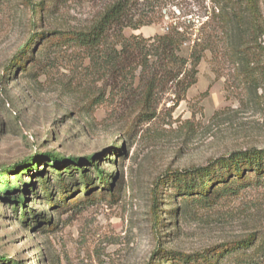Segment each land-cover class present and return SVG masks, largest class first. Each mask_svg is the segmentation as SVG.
I'll list each match as a JSON object with an SVG mask.
<instances>
[{
	"label": "rangeland",
	"instance_id": "1",
	"mask_svg": "<svg viewBox=\"0 0 264 264\" xmlns=\"http://www.w3.org/2000/svg\"><path fill=\"white\" fill-rule=\"evenodd\" d=\"M107 1L64 0L33 25L23 0H0V174L15 168L5 179L20 190L12 194L20 197L17 203L0 196V257L5 264H152L159 248L191 254L255 233L259 240L252 249L221 264L248 259L264 264V185L211 209L184 205L176 220L170 218L174 199H164L160 206L168 226L157 232L151 208L154 183L164 174L203 166L235 151L264 149V36L260 61L252 64L241 52L225 50L227 44L238 47L247 40L242 31L221 33L218 61L207 53L185 99L178 101L175 89L165 91L156 117L144 124L90 106L100 84L72 77L61 65L60 48L48 49L47 41L42 51L29 54L37 59L34 64L23 62L27 72L20 66L8 71L32 34L80 28ZM170 1L177 14L204 5V21L211 10L210 0ZM260 8L264 18V0ZM164 31L150 26L125 34L151 37ZM182 55H189L187 47ZM50 63L53 69L46 73ZM48 154L80 161L93 157L83 162V170L92 178L95 167L116 175L112 191L118 200L98 198L97 189L95 202L49 209L39 183L41 176L52 188L57 180ZM37 155L42 158L35 163ZM29 163L37 166L24 172ZM72 171L80 180L81 172ZM4 186L0 181V193ZM41 218L44 223L37 228L32 221Z\"/></svg>",
	"mask_w": 264,
	"mask_h": 264
},
{
	"label": "trees",
	"instance_id": "2",
	"mask_svg": "<svg viewBox=\"0 0 264 264\" xmlns=\"http://www.w3.org/2000/svg\"><path fill=\"white\" fill-rule=\"evenodd\" d=\"M53 2L54 6L46 0H23L33 25L42 20L47 10L59 7L64 0ZM210 2L211 10L204 21V5L197 11L193 7L186 11L180 9L177 14L171 10L173 3L170 0H109L92 22L80 28L32 34L25 49L10 61L8 71L20 66L22 72H27V65L37 61L29 54L42 51L47 41L48 49L53 46L60 48V54H63L61 65L72 77L79 76L86 83L100 84L95 94L91 95L90 106L105 108L110 115L118 111L124 120L134 125L138 122L149 123L156 117L162 93L175 89L177 100L183 101L188 90L197 83L199 66L206 54L210 53L212 62L218 61V36L221 33L228 34L232 29L241 30L242 37L245 36L247 40L241 41L238 47L227 44L225 50L229 54L241 52L252 64L260 61L259 53L263 48L259 41L264 36L261 0ZM191 15L197 19L187 18ZM150 26H161L165 31L151 37L125 34L126 30L134 32ZM184 47L189 50L187 57L182 55ZM23 62L28 64L24 66ZM51 64H46V73L53 69ZM130 127L126 131H130ZM48 156L49 167L54 170L57 180L52 183V188L49 181L41 176L39 183L49 209L60 211L83 203L90 204L98 198L111 202L118 200L119 195L112 191L116 175H106L95 167L96 175L92 178L83 170V162L90 163L93 157L80 161L77 158ZM41 158L37 155L33 162L37 163ZM36 166L29 163L28 170L23 171ZM62 166H66V171H69H63ZM11 170L15 168H6L0 174V181L5 185L0 196L8 201L13 198L17 203L20 197L14 198L12 194L20 190L5 179L6 172ZM72 170L81 172L80 180ZM263 185L264 149L258 148L235 151L203 166L168 172L154 183L155 199L151 208L155 232L168 226L165 225V212L160 206L164 199H174L175 207L170 218L176 220L184 205L211 209ZM25 187L28 185L25 184ZM97 189L98 198L95 196ZM166 213L169 214V211ZM28 221L24 214L22 223ZM32 222L38 228L44 219ZM29 226L36 228L31 224ZM258 240L257 234H248L191 254L159 248L154 251L152 264H221L228 257L252 249ZM5 263L0 257V264ZM240 264L258 263L248 259Z\"/></svg>",
	"mask_w": 264,
	"mask_h": 264
}]
</instances>
